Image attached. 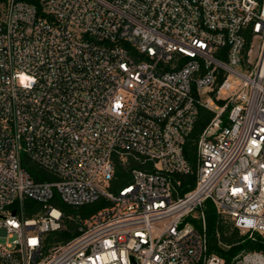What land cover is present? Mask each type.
<instances>
[{
    "label": "built area",
    "instance_id": "2783aa9c",
    "mask_svg": "<svg viewBox=\"0 0 264 264\" xmlns=\"http://www.w3.org/2000/svg\"><path fill=\"white\" fill-rule=\"evenodd\" d=\"M116 161L138 165L113 190ZM56 194L110 205L75 218ZM208 201L264 235V0L0 2V264H226L208 253ZM67 220L75 236L46 250Z\"/></svg>",
    "mask_w": 264,
    "mask_h": 264
},
{
    "label": "trees",
    "instance_id": "16d2710c",
    "mask_svg": "<svg viewBox=\"0 0 264 264\" xmlns=\"http://www.w3.org/2000/svg\"><path fill=\"white\" fill-rule=\"evenodd\" d=\"M6 0H0L5 2ZM213 117V113L201 108L199 110V116L195 124V128L187 140L185 145V156L188 162L195 167L196 166V149L198 139L209 124ZM228 125L227 115L224 118V126ZM115 178L112 181V189L116 190L123 185L129 183L130 167L137 166V162H131L129 167H125L121 161H116ZM28 170L31 172L36 180L41 179V169L35 164L27 161L25 163ZM196 183L195 174L183 178V193L191 190ZM27 205H35L33 201H27ZM110 205V202L105 199H100L97 203L85 206L79 209H73L66 205H62L61 209L65 215H74L75 218L79 216L82 219L89 217L101 209ZM205 221H206V236L207 246L209 254H216L222 257L226 264H232L233 260L239 255H244L251 252H262L264 254V235L254 233L253 237L249 238V233L243 234L238 229L233 221L229 219L227 221L224 216L217 213L216 208L212 201H208L204 208ZM28 217H32V214L27 213ZM187 220L194 223L196 229L200 232L203 231V225L201 220L196 218H188ZM68 231H60L48 236L46 240L45 249L49 250L55 246L63 244L75 236L73 231L77 227L75 220H67Z\"/></svg>",
    "mask_w": 264,
    "mask_h": 264
},
{
    "label": "rangeland",
    "instance_id": "374dc122",
    "mask_svg": "<svg viewBox=\"0 0 264 264\" xmlns=\"http://www.w3.org/2000/svg\"><path fill=\"white\" fill-rule=\"evenodd\" d=\"M55 206H57V207H62V205H63V203L61 202V200H60V198H59V196L56 194V199H55V202L53 203ZM225 217V219L227 220V221H229V218L228 217H226V216H224ZM243 234H246V233H243ZM254 233H249V238H251V237H253L254 235H253Z\"/></svg>",
    "mask_w": 264,
    "mask_h": 264
}]
</instances>
